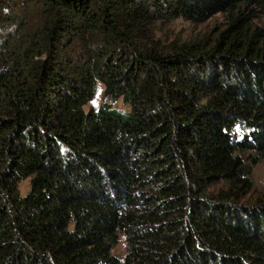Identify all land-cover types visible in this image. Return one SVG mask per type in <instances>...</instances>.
Masks as SVG:
<instances>
[{"label":"trees","instance_id":"16d2710c","mask_svg":"<svg viewBox=\"0 0 264 264\" xmlns=\"http://www.w3.org/2000/svg\"><path fill=\"white\" fill-rule=\"evenodd\" d=\"M217 13L215 34L163 31ZM258 15L264 0H0V264H264Z\"/></svg>","mask_w":264,"mask_h":264},{"label":"rangeland","instance_id":"374dc122","mask_svg":"<svg viewBox=\"0 0 264 264\" xmlns=\"http://www.w3.org/2000/svg\"><path fill=\"white\" fill-rule=\"evenodd\" d=\"M258 18L255 19V23L259 26H264V16L258 15ZM224 26V18L223 14L217 13L213 15L211 18H209L207 21L202 23H191L186 20L177 19L169 23L167 26H164L163 31L166 32L171 37H179L181 39L188 38L195 36L196 34H203V33H213ZM101 86L98 90L94 100L90 102L88 106H92L93 108H97L98 105L101 103ZM112 106L122 109V110H128L129 106L122 102L121 99H118L112 103ZM254 175V181H255V193L258 191L264 190V158L258 162L253 171ZM20 192L23 194L28 189V180L25 179L20 183L19 186ZM112 252L119 256L123 257L126 252V243L124 240L123 234H118L117 238V244L113 248Z\"/></svg>","mask_w":264,"mask_h":264}]
</instances>
